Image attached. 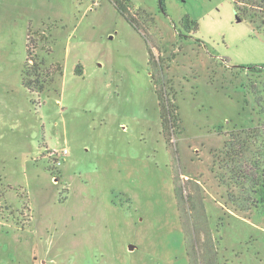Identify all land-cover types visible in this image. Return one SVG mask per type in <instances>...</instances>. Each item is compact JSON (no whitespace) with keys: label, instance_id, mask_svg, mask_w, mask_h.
Masks as SVG:
<instances>
[{"label":"rangeland","instance_id":"1","mask_svg":"<svg viewBox=\"0 0 264 264\" xmlns=\"http://www.w3.org/2000/svg\"><path fill=\"white\" fill-rule=\"evenodd\" d=\"M131 1L147 38L110 0H0V264H264V209L229 199L221 155L260 119L264 28L232 0ZM28 60L64 75L32 94Z\"/></svg>","mask_w":264,"mask_h":264},{"label":"trees","instance_id":"2","mask_svg":"<svg viewBox=\"0 0 264 264\" xmlns=\"http://www.w3.org/2000/svg\"><path fill=\"white\" fill-rule=\"evenodd\" d=\"M117 12L126 20L135 30L149 37L144 26L131 13L135 9L131 0H110ZM237 13V20H247L256 29L264 28V0H232ZM161 11L165 13L163 4L160 0ZM140 12V9H135ZM147 15V13H143ZM142 16V15H140ZM153 23V20H149ZM183 25L186 29L198 30V22L185 19ZM181 38V35H180ZM150 63L157 64L158 71H164L160 59L155 60L153 50H149ZM162 60V59H161ZM44 63H40L42 67ZM229 65V63L227 62ZM56 71H39L38 64L31 63L28 60L23 70V84L32 94H44L50 86L55 83V76L62 77L64 69L62 65L55 64ZM54 64H51V68ZM238 69L255 70L257 67L234 66ZM264 69V67H261ZM168 69V68H166ZM165 69V70H166ZM256 72V71H251ZM161 73V74H162ZM76 74L82 75L81 65L77 66ZM154 91L158 99V108L161 120L162 136L167 146L172 145V140L176 135V129L180 124L179 109L175 104V92L171 82L164 77L154 75L152 79ZM256 98V106L259 108L257 115L260 119L256 122L253 118L252 125L248 128L235 129L229 134V138L225 141L221 155L223 162L227 166L229 174L228 184L231 194L229 199L234 198L233 189H237L243 198H252V209L248 211L264 209V90H252ZM243 205L237 208L238 211L245 210ZM228 205V204H227ZM217 251V250H216ZM215 251V252H216ZM217 254V253H216ZM218 264V263H215Z\"/></svg>","mask_w":264,"mask_h":264},{"label":"built area","instance_id":"3","mask_svg":"<svg viewBox=\"0 0 264 264\" xmlns=\"http://www.w3.org/2000/svg\"><path fill=\"white\" fill-rule=\"evenodd\" d=\"M66 153H67V151L65 150V151H64V154H66Z\"/></svg>","mask_w":264,"mask_h":264},{"label":"water","instance_id":"4","mask_svg":"<svg viewBox=\"0 0 264 264\" xmlns=\"http://www.w3.org/2000/svg\"><path fill=\"white\" fill-rule=\"evenodd\" d=\"M130 249H133V246H131Z\"/></svg>","mask_w":264,"mask_h":264}]
</instances>
